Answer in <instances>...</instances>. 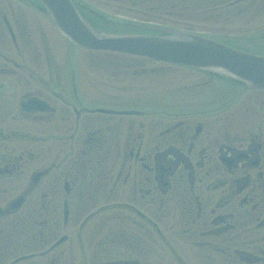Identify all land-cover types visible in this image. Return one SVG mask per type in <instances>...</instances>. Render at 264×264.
I'll list each match as a JSON object with an SVG mask.
<instances>
[{
	"label": "flooded vegetation",
	"instance_id": "1",
	"mask_svg": "<svg viewBox=\"0 0 264 264\" xmlns=\"http://www.w3.org/2000/svg\"><path fill=\"white\" fill-rule=\"evenodd\" d=\"M73 1L87 21L83 13L99 15L91 5L182 23L226 16L247 24L264 14V0ZM4 19L0 264H264L260 97L232 95L223 110L201 112L197 104L211 100L198 94L214 81L190 74L194 84L178 87L175 104L157 100L146 76L157 69L134 58L94 61L115 74L98 75L86 91L71 76L66 92L57 75L40 72L38 57L7 58ZM14 36L21 54L35 45L22 29L23 41ZM135 76H144L138 95Z\"/></svg>",
	"mask_w": 264,
	"mask_h": 264
},
{
	"label": "water",
	"instance_id": "2",
	"mask_svg": "<svg viewBox=\"0 0 264 264\" xmlns=\"http://www.w3.org/2000/svg\"><path fill=\"white\" fill-rule=\"evenodd\" d=\"M51 18L77 46L147 56L170 64L233 77L264 89V57L235 51L216 41L172 32L167 36L99 34L80 18L70 0H41Z\"/></svg>",
	"mask_w": 264,
	"mask_h": 264
},
{
	"label": "rangeland",
	"instance_id": "3",
	"mask_svg": "<svg viewBox=\"0 0 264 264\" xmlns=\"http://www.w3.org/2000/svg\"><path fill=\"white\" fill-rule=\"evenodd\" d=\"M95 2V0H93ZM15 7H18L15 6ZM101 8H104L103 6H100ZM99 9V8H98ZM101 10V9H99ZM111 10H114V8H111ZM103 11V10H102ZM35 12H30L29 13V19L31 22L32 19V15ZM249 15V19H250ZM120 17L122 18H128L130 16H126V14L122 13L120 15ZM200 18L202 19V17L200 16ZM41 18H36L35 21H32L30 23V26L32 29H35L34 26H38L41 27V23H43L45 25L44 22H41ZM246 18L243 19H237L235 21L229 22L225 16L224 20H222V22H218V23H205V22H192L189 24V26L195 27V31L197 32H205L208 31L207 34H214V35H219L220 37H227V36H241V37H249V35L251 36L253 33L256 32H261L262 31V25H264V17H260L256 20H254L252 23H245L246 22ZM254 25H259V27L254 31L255 28H253ZM47 29V27H46ZM45 29V31H46ZM47 35H48V40L51 42V45L53 44V47L51 46L52 49L55 50V55H54V50H53V59L55 60L54 63H56V66L58 68V74H59V79L61 80V85L64 89V91L68 92V87H70V79L72 76V64L73 62V58H72V53L74 52V50L72 49V46L67 44L63 39L62 36H58L56 34L55 31H51V30H47ZM258 39L257 41L259 42V44L264 43V36L260 37V35L257 36ZM85 69L83 72H87L86 69L88 70V72H91L92 69H90L87 64H84ZM154 67V66H152ZM168 70H170L171 68H167ZM178 69H171L170 72L164 73V75H167V77H162L164 80L163 81H149L148 86L150 85L149 91L151 92V96L152 98H156L158 99H162V100H174V103H176L177 101V96L180 94L177 92L178 87H180V89L182 87H189L190 85H192V80L191 77L187 76V71H177ZM41 72H45L44 69L41 70ZM93 72V71H92ZM178 72V73H176ZM168 74H171V76H168ZM192 75H197L196 73H191ZM104 79H107V77L105 75H103ZM81 81H79V85L81 90L86 91V90H90L91 87L88 85V80L86 81L85 77H80ZM193 78H197L195 76H193ZM170 79V80H169ZM204 78H198L199 83H202L204 80ZM96 81V78H95ZM143 83H138L136 86L139 87L142 86ZM194 84V83H193ZM136 87V89H138ZM139 93H142L140 91V89L138 90ZM222 95H224V93H222ZM254 95L260 97L263 101H264V93L262 94H257L255 93ZM222 97V96H221ZM225 97V96H224ZM178 103V102H177ZM261 111L262 115L260 118L261 121H264V103L261 105ZM259 120V121H260ZM258 120H256V118L254 119V122H259ZM7 131H10L9 129ZM21 132V131H20ZM183 247L186 249L187 247V243L185 242V240H183ZM182 242V241H179Z\"/></svg>",
	"mask_w": 264,
	"mask_h": 264
}]
</instances>
